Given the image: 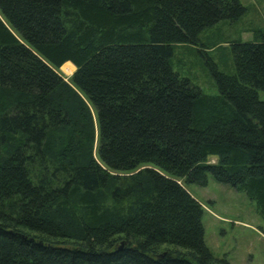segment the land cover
Instances as JSON below:
<instances>
[{
  "label": "trees",
  "instance_id": "obj_1",
  "mask_svg": "<svg viewBox=\"0 0 264 264\" xmlns=\"http://www.w3.org/2000/svg\"><path fill=\"white\" fill-rule=\"evenodd\" d=\"M245 11L0 0V264H230L184 185L210 174L264 217V30L231 42L234 73L210 67L215 94L170 59Z\"/></svg>",
  "mask_w": 264,
  "mask_h": 264
},
{
  "label": "rangeland",
  "instance_id": "obj_2",
  "mask_svg": "<svg viewBox=\"0 0 264 264\" xmlns=\"http://www.w3.org/2000/svg\"><path fill=\"white\" fill-rule=\"evenodd\" d=\"M240 2L246 7L245 13L235 21H220L204 30L200 45H173L172 68L203 93L218 92L212 65L221 72H235L231 42L253 40L256 31L264 30V0ZM57 72L67 81L72 75L61 67ZM259 96L264 99V91H259ZM209 161L214 162L215 158ZM184 187L203 209L204 242L213 256H224L230 264H264V217L253 200L244 192L217 182L210 174L205 186Z\"/></svg>",
  "mask_w": 264,
  "mask_h": 264
}]
</instances>
